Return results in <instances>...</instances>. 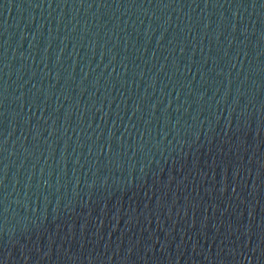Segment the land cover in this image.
<instances>
[{"label":"water","instance_id":"water-1","mask_svg":"<svg viewBox=\"0 0 264 264\" xmlns=\"http://www.w3.org/2000/svg\"><path fill=\"white\" fill-rule=\"evenodd\" d=\"M0 264H264V0H0Z\"/></svg>","mask_w":264,"mask_h":264}]
</instances>
